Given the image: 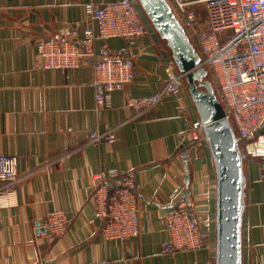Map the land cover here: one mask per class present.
Listing matches in <instances>:
<instances>
[{
	"label": "crops",
	"instance_id": "1",
	"mask_svg": "<svg viewBox=\"0 0 264 264\" xmlns=\"http://www.w3.org/2000/svg\"><path fill=\"white\" fill-rule=\"evenodd\" d=\"M190 9L204 27V4ZM89 27L79 0H0V157H15L21 177L13 194L0 193V264H216V163L204 146L187 149V188L180 153L199 118L188 87L139 118H132L127 106L130 98L155 94L167 83V67L174 61L156 30L151 27L135 40L111 41L132 63L135 78L113 94L104 111L97 108L91 60L79 70L41 68L39 40L73 30L82 35ZM102 45L100 40L89 49ZM112 129L114 143L89 144L93 131ZM261 160L248 155L244 162L242 264H264ZM110 169L135 173L138 184L142 230L124 243L105 240L104 221L96 215L94 176ZM179 206L204 222L211 248L175 257L163 252L170 240L166 215ZM55 210L65 212L70 226L53 241L44 234V221Z\"/></svg>",
	"mask_w": 264,
	"mask_h": 264
},
{
	"label": "built area",
	"instance_id": "2",
	"mask_svg": "<svg viewBox=\"0 0 264 264\" xmlns=\"http://www.w3.org/2000/svg\"><path fill=\"white\" fill-rule=\"evenodd\" d=\"M92 27L80 35L73 30L42 38L37 56L45 70H79L91 60L100 111L111 107L113 94L134 81L133 65L111 46L114 39L135 40L145 37L153 27L138 0H79ZM190 37L200 49L202 65L207 68L218 97L231 122L242 152L258 142L264 131V0H170ZM204 4L207 22L204 27L190 9ZM154 28V27H153ZM103 45L90 51L97 41ZM165 87L152 95L130 98L132 118H139L155 109L170 95L180 94L186 87V75L174 63L167 67ZM205 127L198 118L188 131L181 157L189 161L187 149L202 145ZM116 129L90 134L89 144L99 146L117 140ZM21 179L15 157H0V193L13 194ZM93 198L96 215L104 221L103 238L128 242L141 234L142 215L135 173L122 174L116 169L104 170L94 176ZM170 240L163 252L171 257L182 252L211 248V237L197 215L188 207L173 208L165 218ZM65 212L55 210L44 221V234L50 240L62 237L69 229ZM93 264V263H91Z\"/></svg>",
	"mask_w": 264,
	"mask_h": 264
},
{
	"label": "water",
	"instance_id": "3",
	"mask_svg": "<svg viewBox=\"0 0 264 264\" xmlns=\"http://www.w3.org/2000/svg\"><path fill=\"white\" fill-rule=\"evenodd\" d=\"M150 23L166 42L178 71L186 84L205 127L206 139L216 163L217 189V262L242 264V224L244 211V162L248 155L264 163V131L255 144L242 152L239 139L217 95L202 56L169 0H138ZM187 170V188L190 173ZM190 192L185 193L188 199ZM185 198V199H186Z\"/></svg>",
	"mask_w": 264,
	"mask_h": 264
},
{
	"label": "rangeland",
	"instance_id": "4",
	"mask_svg": "<svg viewBox=\"0 0 264 264\" xmlns=\"http://www.w3.org/2000/svg\"><path fill=\"white\" fill-rule=\"evenodd\" d=\"M169 2L171 3V5L173 6V8H174V10H175V12H176V8L174 7V4L169 0ZM176 14H177V12H176ZM185 26V25H184ZM187 31H188V33H189V36H190V34H191V32H190V30H188L187 29ZM192 39V41H193V43L195 44V46H196V48H197V50L200 52V49H199V47H198V45H196V43H195V41H194V39L193 38H191ZM201 53V52H200ZM209 79L212 81V77H211V75H209ZM186 86L188 87V85L186 84ZM216 89V88H215ZM217 95H218V92H217ZM204 146V147H203ZM198 148H197V150L199 149V148H201V147H203V148H208L209 149V152L212 154V152H211V149H210V146H209V143H208V141H207V139H206V135H205V140L202 142V145H200V146H197ZM198 152V151H197ZM180 153H182L181 151H180ZM201 152H198V154H200ZM213 159H214V157H213ZM261 161H263V160H261ZM189 162H190V155H189V161H185V163H186V167H188V169H189ZM214 162H215V160H214ZM190 180H191V177H190ZM200 219V218H199ZM201 220V219H200ZM201 222H202V224L204 225V222L201 220Z\"/></svg>",
	"mask_w": 264,
	"mask_h": 264
}]
</instances>
